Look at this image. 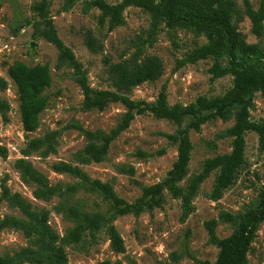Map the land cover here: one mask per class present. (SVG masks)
Wrapping results in <instances>:
<instances>
[{"label":"rangeland","instance_id":"1","mask_svg":"<svg viewBox=\"0 0 264 264\" xmlns=\"http://www.w3.org/2000/svg\"><path fill=\"white\" fill-rule=\"evenodd\" d=\"M38 1L41 0H0V76L6 82L5 88H0V101L8 106L0 112V255L14 256V264H36L24 256H15L30 249L43 263L48 262L47 239L28 233L22 226L30 221L16 204L20 201L33 212L47 213V223L57 235L54 244L66 255L65 264L213 262L218 249L208 242L205 221L215 219L216 234L228 236L236 227L238 215L255 202L264 185V149L259 148L258 136L253 131L245 134V162L238 169L234 183L219 199H211L209 192L217 174L213 170L200 184L192 201L193 209L186 217L182 215L180 200L166 190L160 206L144 209L138 215L115 214L111 202L99 191L81 186L71 194L56 190L53 194L40 195L41 185L23 174L27 165L49 186L64 189L78 179L55 171L53 165L59 162L77 165L91 178L109 182L121 198L134 202L143 185L165 177L177 155L176 143L161 134L173 133L176 125L145 113L135 115L128 128L114 138L102 161L87 158L83 153L87 142L83 130L108 134L127 108L120 102H109L103 109L84 108L83 92L73 67L60 61L56 47L39 34L44 23L32 7ZM88 1L76 0L70 8H65V0H45V3L58 36L81 63L89 86L116 91L118 65H133L149 56L161 61L162 74L124 90L134 101L154 102L164 86L169 105H185L199 95H221L231 86L230 74L211 78L212 57L175 67L177 59L206 41L202 34L190 28H170L164 22L153 25L151 15L135 6L125 8L123 25L108 30L107 23L98 24L100 11L96 7L85 9ZM234 1L239 11L233 18L238 33L247 43L264 51V32L259 37L252 33L243 0ZM260 2L250 0L254 9ZM88 32L95 38V51L86 45ZM14 61L28 66L46 64L50 70L51 82L41 93L46 103L34 131H26L21 122L17 87L8 72ZM250 116L253 121L264 120V97L259 92L253 95ZM233 120V115L225 121L214 118L202 124L198 131H189L193 148L180 186L187 185L205 158L231 150L232 139L224 131ZM186 122L185 118L183 125ZM36 140L38 145L34 146ZM95 141L100 142L98 138ZM71 206L105 216L122 237L124 251L112 248L106 226L85 231L79 242L71 241L69 232L77 224L67 212ZM247 257L248 264H264V221L258 224Z\"/></svg>","mask_w":264,"mask_h":264},{"label":"trees","instance_id":"2","mask_svg":"<svg viewBox=\"0 0 264 264\" xmlns=\"http://www.w3.org/2000/svg\"><path fill=\"white\" fill-rule=\"evenodd\" d=\"M75 1L65 0V8L72 7ZM243 5L244 14L251 22L252 33L261 36L264 32V0H261L256 9L252 7L250 0H243ZM128 6L147 11L152 17L153 25L164 22L170 28H190L202 34L206 41L177 59L175 67L179 68L187 63L212 57L214 62L209 68L211 78L230 74L231 86L221 95L213 97L199 95L193 102L185 105L178 103L169 105L164 86L154 102L134 101L124 94V90L141 82L157 79L162 74L161 61L155 56H149L133 65H118V77L114 83L116 91L93 88L87 84L81 63L58 36L52 18L48 15L45 0L35 2L32 7L44 23L39 34L56 47L60 61H66L73 67L77 75V83L83 92L84 108L103 109L109 102H120L127 108L120 122L108 134L83 130L87 139L83 153L87 158L95 162L102 161L114 138L128 128L135 115L145 113H151L155 118L167 119L176 125L173 133L161 134L170 142L176 143L177 155L165 177L153 184L143 185L140 196L134 202L121 198L109 182L91 178L77 165L64 162L53 165L55 171L70 174L78 179L64 189L49 186L35 172L30 171L27 165L23 174L41 185L43 189L38 191L40 195L53 194L56 190L71 194L81 186L88 190L99 191L111 202L115 214L138 215L144 209L160 206L162 193L166 190L173 198L180 200L182 215L186 217L193 209L192 201L200 184L213 170H217V174L209 192L211 199H219L223 191L234 183L238 169L245 162L246 132H255L258 136L259 148L264 149V120L253 121L250 116L254 93L259 92L264 97V51L255 44L247 43L238 33L233 22V18L239 12L234 0H120L116 3L90 0L86 3L85 9L96 7L100 11L98 24L102 26L107 23V29L112 30L124 24L123 12ZM85 42L90 50H96L95 38L90 32L86 33ZM8 72L17 87L23 128L26 131H34L39 125L38 116L46 103L41 93L51 82L50 70L46 64L28 66L20 61H14L9 66ZM5 86L6 82L0 76V88ZM7 107L6 103L0 101V112L3 113ZM231 115L234 118L233 124L224 131V135L232 139L231 150L205 158L201 169L189 177L187 185L180 186L179 182L187 173L193 148L189 131H198L202 124L214 118L225 121ZM185 118L187 122L183 125ZM96 138L100 140L99 143L95 141ZM37 142L34 141L36 143L34 146L38 145ZM16 204L30 221L29 224L22 223L25 230L47 239V252H45L48 262L43 263L41 258L35 256V252L30 249L22 250L15 256H24L36 264H65L66 255L60 246L54 244L57 235L47 223V213L33 212L28 205L20 201ZM67 212L77 222L69 232L71 241L79 242L85 231L93 232L106 226L112 248L117 252L124 251L122 237L115 226L101 213H89L75 206L68 207ZM224 216L228 220L231 219L228 214ZM261 221H264V185L260 188L255 202L238 215L236 227L228 236L219 237L216 234L215 219L205 221L208 242L215 245L218 252L213 262L204 260L200 264H248V250ZM14 259V256L0 255V264H14Z\"/></svg>","mask_w":264,"mask_h":264},{"label":"water","instance_id":"3","mask_svg":"<svg viewBox=\"0 0 264 264\" xmlns=\"http://www.w3.org/2000/svg\"><path fill=\"white\" fill-rule=\"evenodd\" d=\"M31 46H32V44H31Z\"/></svg>","mask_w":264,"mask_h":264}]
</instances>
